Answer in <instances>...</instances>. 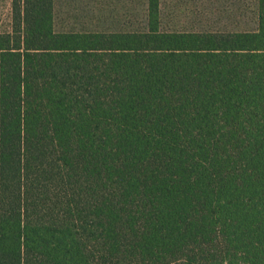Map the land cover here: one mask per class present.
Masks as SVG:
<instances>
[{
    "label": "trees",
    "instance_id": "trees-1",
    "mask_svg": "<svg viewBox=\"0 0 264 264\" xmlns=\"http://www.w3.org/2000/svg\"><path fill=\"white\" fill-rule=\"evenodd\" d=\"M130 2L76 29L9 0L0 264H264V0L224 29Z\"/></svg>",
    "mask_w": 264,
    "mask_h": 264
},
{
    "label": "rangeland",
    "instance_id": "rangeland-1",
    "mask_svg": "<svg viewBox=\"0 0 264 264\" xmlns=\"http://www.w3.org/2000/svg\"><path fill=\"white\" fill-rule=\"evenodd\" d=\"M243 0H161L163 20L179 28H239ZM134 3V2H133ZM130 0H55L58 27H112L125 22ZM9 0H0V30L9 26ZM141 16V5L137 2ZM139 18V17H138Z\"/></svg>",
    "mask_w": 264,
    "mask_h": 264
}]
</instances>
